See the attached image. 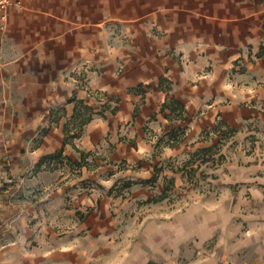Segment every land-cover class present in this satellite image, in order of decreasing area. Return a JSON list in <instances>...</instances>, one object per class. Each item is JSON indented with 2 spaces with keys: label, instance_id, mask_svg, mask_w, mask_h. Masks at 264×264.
I'll return each instance as SVG.
<instances>
[{
  "label": "crops",
  "instance_id": "1",
  "mask_svg": "<svg viewBox=\"0 0 264 264\" xmlns=\"http://www.w3.org/2000/svg\"><path fill=\"white\" fill-rule=\"evenodd\" d=\"M111 8L107 0L10 7L0 33V208L9 180L33 182L59 152L70 163L91 158L111 177L121 164L138 169L148 160L141 182L155 181L158 162H174L161 179L179 186L185 165H200L197 154L222 132L264 145V1L214 0L158 9L152 19H109L121 13ZM173 97L185 105V121L162 109ZM84 107L94 114L80 127ZM177 126L186 134L169 147L166 134ZM216 173L219 195L198 196L173 219L153 218L130 242L104 241L116 248L103 252L105 263L264 264V161L240 157ZM246 222L253 235L243 239ZM79 249L68 244L55 256L68 264L92 256Z\"/></svg>",
  "mask_w": 264,
  "mask_h": 264
},
{
  "label": "rangeland",
  "instance_id": "2",
  "mask_svg": "<svg viewBox=\"0 0 264 264\" xmlns=\"http://www.w3.org/2000/svg\"><path fill=\"white\" fill-rule=\"evenodd\" d=\"M213 1L107 0L109 8H120L121 11L116 16L109 14L108 18L152 19L158 9H192L198 3ZM232 136V132H222L207 162L201 163L202 159L197 155L196 161L200 165L195 162V166L185 165L186 180L179 186L174 180L161 179L164 167L175 170L174 162H158L156 179L150 183L138 181L141 178L137 176V173L147 172L142 168L150 164L148 160L138 169L137 165L121 164L117 175L111 177L106 167L97 168L96 161L89 160L91 158L86 162L70 163L62 156L55 159L54 167L34 170L41 173L33 182L18 186L13 179L9 180L5 185L10 194L0 208V264H68L69 259L59 262L55 255L59 248L74 243L81 252L91 249L92 256L84 254L80 258L74 255L72 264H106L103 252L108 251V255L113 256L116 248L109 246L106 249L104 241L130 242L143 234L153 218L163 215L173 219L177 211L184 210L198 196L219 195L222 188L215 186L213 180L219 176L217 168L226 162L247 156L264 161V145L259 137L252 135L237 142ZM100 154L98 152L96 157ZM128 183H132L131 186L127 187ZM145 183L149 185H143ZM245 224L242 238H251L253 233L248 231L247 222ZM100 226L112 228L102 231ZM261 237L264 239V233ZM212 248L213 243H209L208 252Z\"/></svg>",
  "mask_w": 264,
  "mask_h": 264
},
{
  "label": "trees",
  "instance_id": "3",
  "mask_svg": "<svg viewBox=\"0 0 264 264\" xmlns=\"http://www.w3.org/2000/svg\"><path fill=\"white\" fill-rule=\"evenodd\" d=\"M166 79H161V83H165ZM168 83V89H170V82L167 81ZM85 108V117H81L79 123H80V127H83L85 124H87L92 118H93V111L90 107H84ZM163 110L168 109L170 111V115L169 118H171V120H181V121H185L187 119V116L185 115L186 113V108L185 105L178 99L176 98H171L169 101H166L163 105ZM67 130V127L66 129ZM187 131V127L186 126H177V127H173L170 131L167 132V146L169 147H175L176 145H178L179 143H181L184 139V136L186 134ZM231 131H226V133H230ZM79 136V133H74L72 135L73 138H77ZM217 146V144L212 145L210 147L204 148L202 149L197 155L202 159L201 163H205L208 160H210L211 156L214 153V149ZM211 156H210V155ZM209 155V156H207ZM62 156V152L56 153L54 155H49L47 156V158H58ZM83 156H85L83 154ZM83 162L84 158H83ZM81 165V164H80ZM191 172H195L194 169H191ZM153 181V179L151 180ZM132 183H128V186H131Z\"/></svg>",
  "mask_w": 264,
  "mask_h": 264
},
{
  "label": "built area",
  "instance_id": "4",
  "mask_svg": "<svg viewBox=\"0 0 264 264\" xmlns=\"http://www.w3.org/2000/svg\"><path fill=\"white\" fill-rule=\"evenodd\" d=\"M15 0H0V33L7 30L8 27V11Z\"/></svg>",
  "mask_w": 264,
  "mask_h": 264
}]
</instances>
